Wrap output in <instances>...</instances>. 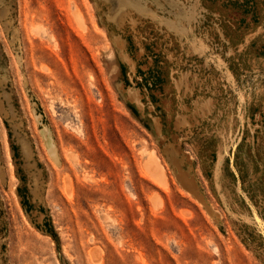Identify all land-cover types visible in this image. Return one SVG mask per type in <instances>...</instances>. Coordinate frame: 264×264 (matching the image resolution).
Masks as SVG:
<instances>
[{"label":"rangeland","instance_id":"rangeland-1","mask_svg":"<svg viewBox=\"0 0 264 264\" xmlns=\"http://www.w3.org/2000/svg\"><path fill=\"white\" fill-rule=\"evenodd\" d=\"M0 170V264H264V0H0Z\"/></svg>","mask_w":264,"mask_h":264},{"label":"bare ground","instance_id":"bare-ground-1","mask_svg":"<svg viewBox=\"0 0 264 264\" xmlns=\"http://www.w3.org/2000/svg\"><path fill=\"white\" fill-rule=\"evenodd\" d=\"M19 35V30L18 29H14V31H13V37L15 38V37H17ZM139 101V100H138ZM42 132H43V137H44V140H45V142H46V145H47V148L49 149V151H50V154L52 155V157L56 160V161H58V158H59V156H58V153H57V147H56V143H55V140H54V138H53V136H52V133H51V131H50V129L49 128H45L44 130H42ZM22 140V139H21ZM23 143H24V145H25V147H26V149L28 150V147H30V145L28 146V142L26 141V139L24 138V140H23ZM174 159V158H173ZM175 161H177L176 159H175ZM174 161V162H175ZM4 170V169H3ZM0 171H2V170H0ZM188 172V171H187ZM2 174V173H1ZM5 175V174H4ZM180 175V174H179ZM191 175V174H190ZM189 175V176H190ZM184 176V175H183ZM180 178L182 177V176H179ZM183 178V177H182ZM185 179V178H184ZM183 179V180H184ZM186 182H187V180H186ZM186 184V183H185Z\"/></svg>","mask_w":264,"mask_h":264}]
</instances>
